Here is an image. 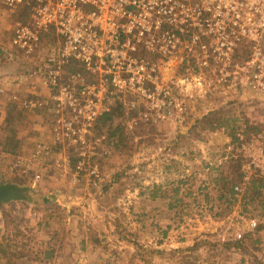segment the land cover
<instances>
[{"label":"built area","instance_id":"built-area-1","mask_svg":"<svg viewBox=\"0 0 264 264\" xmlns=\"http://www.w3.org/2000/svg\"><path fill=\"white\" fill-rule=\"evenodd\" d=\"M0 4L9 12H27L12 25L10 48H0V96L17 101L26 112L50 115L49 140L37 141L27 154L7 155L9 172L22 178L31 174L34 189L44 183L43 172L51 166L69 172L75 186L87 177H94V183L101 178L97 157L108 154L107 137L95 129L116 106L134 111L146 124L183 126L194 93L221 92L230 101L248 92L264 97V0ZM13 50L35 62L19 84L44 87L47 95L11 92L16 80L2 68ZM174 59L185 62L177 82L164 79L158 63ZM237 157L247 160L243 182L235 186L240 203L252 175L264 174V129L252 134L238 130L219 164ZM236 215L244 222L234 233L238 241L264 223L260 217Z\"/></svg>","mask_w":264,"mask_h":264},{"label":"rangeland","instance_id":"rangeland-1","mask_svg":"<svg viewBox=\"0 0 264 264\" xmlns=\"http://www.w3.org/2000/svg\"><path fill=\"white\" fill-rule=\"evenodd\" d=\"M26 14L22 9L9 12L0 4V48H10L12 25ZM12 52L13 58L5 62L15 66L11 76L20 85L35 62ZM158 63L164 79L182 78L185 62ZM188 105L183 126L146 124L132 110L113 108L110 120L95 129L106 135L108 149L97 157L101 178L96 183L87 177L75 186L69 172L61 174L51 166L43 172L44 183L34 189L31 174L22 178L4 170L8 157L0 154V187L28 188L33 199L0 204V240H10L20 255L12 257L13 263L264 264V227L234 239L235 230L244 227L237 213L264 220V174L252 175L240 203L236 198L225 201L228 190L221 188L227 184L218 175L224 171L242 183L247 160L237 157L219 164L234 139L225 124L208 122L213 117L230 123L236 118L238 130L259 133L264 129V97L248 92L230 101L221 92L203 97L194 93ZM23 113L21 137L32 134L30 112ZM43 113L49 125L50 115ZM37 141L22 140L26 153ZM0 264L5 261L0 259Z\"/></svg>","mask_w":264,"mask_h":264},{"label":"trees","instance_id":"trees-1","mask_svg":"<svg viewBox=\"0 0 264 264\" xmlns=\"http://www.w3.org/2000/svg\"><path fill=\"white\" fill-rule=\"evenodd\" d=\"M23 109L20 107L19 103L17 101H10L6 106H5V118L2 121V126H1V132H2V137H1V145L2 147L9 153L16 154L20 151L22 147V139L19 137V129L18 126L19 124L22 123L24 117ZM113 112L105 114L103 117H101L98 120V124L102 122V124H106L112 115ZM238 119L234 118L232 119V122L230 123L229 119H225L224 117H213L210 118L208 122L211 123L212 126H217V125H226L229 129H231V135L233 136L234 141L236 140V133L238 131L236 121ZM204 121V120H201ZM231 163H233L234 159L230 160ZM228 161V162H230ZM230 167V166H229ZM218 179L221 181L225 182L227 185L222 186V191L223 189L227 188V194H225V201L229 203H233L235 201V186L239 184L240 182L237 180V178H229L227 174H225L224 171L218 175ZM13 188H15L13 186ZM18 191V198H24L26 200L32 201V197L30 196V191L28 188L24 187H16ZM264 201V196L262 197ZM5 201L0 202L4 203ZM264 227V223H261L258 229H261ZM5 239L6 241H9L8 243L4 244L2 241ZM0 240V259L5 261V264H14L12 257H19L20 255L17 254V252L14 250V244L10 242V240L6 238H2ZM255 243H259V240H257ZM17 255V256H16Z\"/></svg>","mask_w":264,"mask_h":264},{"label":"crops","instance_id":"crops-1","mask_svg":"<svg viewBox=\"0 0 264 264\" xmlns=\"http://www.w3.org/2000/svg\"><path fill=\"white\" fill-rule=\"evenodd\" d=\"M13 66L14 65L6 64L2 68V71L6 72V73L10 72V74L12 75V67ZM13 79H14V77H13ZM10 90H11V92L18 93L21 97H27V96H31V95L44 96V95H47V93H48V91L44 87H41V86L33 88V86L30 87L29 85L27 86V85H23V84L22 85H15V84L13 85V83H12V85H10ZM10 101H13V100L8 98L7 96H0V110H2L3 108L5 110V106ZM4 110L1 111L0 124L2 123V121L5 118V111ZM28 113H26V114H28ZM42 113H43L42 111L30 112L29 113V117L32 120L31 121L32 134L30 135L29 133H26L25 135L23 134L22 137L19 135V137L22 140L26 139L27 141L28 140H30V141L33 140L34 141L35 139H40V140H49L50 139V137H51L50 127H49L48 124L46 125V123L43 122L44 119L42 118V116H43L44 113L43 114ZM26 150L28 151L27 147L24 146V143H23V146L21 147L20 151H23V152L25 151V153H26ZM0 154H2V155L7 157V155H11L12 153L7 152L4 148L0 147ZM7 162H8V158L6 159V161L5 160L3 161V168L5 167L4 170H6V171H8ZM248 191H249V189H248Z\"/></svg>","mask_w":264,"mask_h":264},{"label":"water","instance_id":"water-1","mask_svg":"<svg viewBox=\"0 0 264 264\" xmlns=\"http://www.w3.org/2000/svg\"><path fill=\"white\" fill-rule=\"evenodd\" d=\"M18 191L13 187H0V202L18 198Z\"/></svg>","mask_w":264,"mask_h":264}]
</instances>
